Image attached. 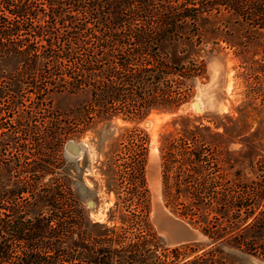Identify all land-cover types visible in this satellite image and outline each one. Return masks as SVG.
Here are the masks:
<instances>
[{
	"label": "rangeland",
	"instance_id": "374dc122",
	"mask_svg": "<svg viewBox=\"0 0 264 264\" xmlns=\"http://www.w3.org/2000/svg\"><path fill=\"white\" fill-rule=\"evenodd\" d=\"M249 39L224 16L211 18L202 24L201 43L182 41L167 47L173 61L199 58L205 63L204 76L194 80L190 96L177 109L98 120L54 151L48 149L45 157L39 151L41 132L52 119L38 112L52 108L35 109L31 93L0 95V220L14 217L7 209L12 203L23 206L31 199L24 192H8L30 187L38 176L43 186L73 192L84 214L80 224L75 217L67 224L59 211L68 208L65 199L52 212L45 209L52 213L49 227L56 230L40 239L49 246L37 250L44 264H264V252L243 254L212 240L224 232L212 224V163L219 164L213 185L219 175L222 183L231 185L258 178L256 167L264 162V75L249 71L264 46L250 48L257 55H239ZM7 80L0 77V84ZM55 105L60 111L59 103ZM69 141L79 148L68 152ZM193 154L195 165L185 164ZM132 157L138 159V178L129 162ZM107 164L108 169H124L107 174ZM62 225H72L71 231L81 237L74 233L68 238L59 231ZM185 229L196 236L184 240ZM239 232L227 229L225 237ZM11 235L0 232V241L9 245L6 254L0 252V264H35L27 240Z\"/></svg>",
	"mask_w": 264,
	"mask_h": 264
},
{
	"label": "trees",
	"instance_id": "16d2710c",
	"mask_svg": "<svg viewBox=\"0 0 264 264\" xmlns=\"http://www.w3.org/2000/svg\"><path fill=\"white\" fill-rule=\"evenodd\" d=\"M220 16L249 34L239 55L251 53L250 48L258 43L264 46V0H0V77L8 79L0 84V95L31 93L36 98L35 109L52 108L38 112L52 119L41 132L39 151L45 157L48 149L54 151L56 145L62 146L98 120L177 109L190 96L194 80L204 76L205 63L199 58L173 61L167 47L182 41L201 43L202 24ZM251 61L250 74L264 75V51ZM166 143L169 157L170 139ZM135 157L129 162L138 178ZM192 157L185 164L195 165L196 157ZM214 167L219 164L212 163V224L224 232L212 240L243 254L263 255L264 162L256 167L258 178L234 180L231 185L222 183L221 175L213 185ZM110 168L107 174L124 169ZM33 181L30 187L8 192V196L24 192L31 199L21 202L23 206H8L14 217L0 220V232L27 240L36 255L34 263L44 264L45 257L37 250L49 247L40 239L56 230L48 224L52 210L65 199L70 201L68 208L62 206L59 211L67 224H72L71 217L80 224L84 214L73 192L43 186L38 176ZM71 226L62 225L59 231L68 238L80 234L71 231ZM230 228L240 232L225 237ZM8 250L6 241H0V252Z\"/></svg>",
	"mask_w": 264,
	"mask_h": 264
},
{
	"label": "water",
	"instance_id": "95a60500",
	"mask_svg": "<svg viewBox=\"0 0 264 264\" xmlns=\"http://www.w3.org/2000/svg\"><path fill=\"white\" fill-rule=\"evenodd\" d=\"M79 147L76 145V144H74L72 141H69V142H67V144H66V149H67V151L68 152H74V151H76L77 149H78ZM88 205L90 206V207H92L93 206V202L91 201V200H89L88 201ZM185 236L183 237L184 238V240H188V239H191V238H194L196 235H195V233H193L192 231H189V230H186L185 229ZM183 240V239H182Z\"/></svg>",
	"mask_w": 264,
	"mask_h": 264
},
{
	"label": "bare ground",
	"instance_id": "6f19581e",
	"mask_svg": "<svg viewBox=\"0 0 264 264\" xmlns=\"http://www.w3.org/2000/svg\"><path fill=\"white\" fill-rule=\"evenodd\" d=\"M155 117H156V115L153 114V115H151V117L149 118V120L152 121V120L155 119Z\"/></svg>",
	"mask_w": 264,
	"mask_h": 264
},
{
	"label": "flooded vegetation",
	"instance_id": "af4514ba",
	"mask_svg": "<svg viewBox=\"0 0 264 264\" xmlns=\"http://www.w3.org/2000/svg\"><path fill=\"white\" fill-rule=\"evenodd\" d=\"M102 166H103V164H102Z\"/></svg>",
	"mask_w": 264,
	"mask_h": 264
}]
</instances>
